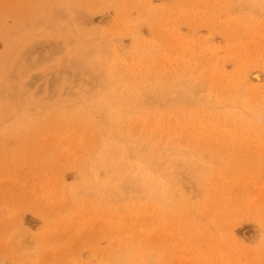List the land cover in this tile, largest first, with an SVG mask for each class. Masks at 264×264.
<instances>
[{
  "label": "rangeland",
  "instance_id": "374dc122",
  "mask_svg": "<svg viewBox=\"0 0 264 264\" xmlns=\"http://www.w3.org/2000/svg\"><path fill=\"white\" fill-rule=\"evenodd\" d=\"M94 1L77 0L68 20L123 53L111 89L100 70L67 62L68 0H0V264H264L258 0H97V12ZM180 81L203 89L201 104L156 102ZM97 103L115 111V127L134 111L126 136L141 159L120 162H146L154 184H168L167 203L127 200L125 174L99 167L111 141Z\"/></svg>",
  "mask_w": 264,
  "mask_h": 264
},
{
  "label": "bare ground",
  "instance_id": "6f19581e",
  "mask_svg": "<svg viewBox=\"0 0 264 264\" xmlns=\"http://www.w3.org/2000/svg\"><path fill=\"white\" fill-rule=\"evenodd\" d=\"M76 1L77 0H68V3H61L60 6L62 7V9L59 12V15H61V17L58 16V18L60 17V22L61 20L62 23L64 20L68 21V27L70 28V31L65 37L64 42V51L69 52L70 54L72 53V55H69L67 62L76 66V68L84 69L87 66H91L95 70H100L102 80L104 81L106 87L108 89H111L113 85H115V83L120 79V77L123 76V67L121 64H119L120 60L124 57L123 53L118 48L116 51H112V45L110 41L111 39L110 35L108 34H105L104 37L101 38L102 43H104L103 46H99L98 44L94 43L96 41L95 37H87L83 35L81 36L80 29L74 26V24H71L72 22L68 20L71 16L70 9L73 5H75ZM98 1L96 0L93 2L95 3L94 7H92L93 10H96L98 8ZM43 5L44 3H41L40 7H42ZM251 8L257 13L263 12L264 0H258V3L255 2ZM53 15L55 14L51 13L49 17L51 18L53 17ZM110 20L111 17L108 14H104L101 19V23L103 25H107ZM166 32L168 33V31ZM20 35L22 34L19 33V36ZM7 36L10 35L7 33ZM19 36L17 37L19 38ZM168 36L169 34H167V37ZM76 50L78 51L76 52ZM18 59H20V57ZM14 64L15 61L12 63V65ZM213 75L214 74H212V76ZM250 77L253 81H260L259 74H252ZM24 87L25 84L20 87L21 90L19 88L18 94H22L21 91ZM202 91L203 89H201L199 85H193L187 81H180L174 85L166 86L161 89L157 93L158 101L156 102L166 101L169 104H181L187 107H195L202 103ZM128 99V102L131 105H135V102H138L137 98L134 95L129 96ZM138 103L139 104L136 106V111L147 109L146 106L149 102L141 100ZM36 105L40 106L41 102H37ZM96 107L99 111V115L102 117V120L107 127L106 129L104 128L103 137L104 139H108L109 141H111V145H107L103 148L102 155L98 159L99 167L103 169L107 175L112 172L114 173L115 171L122 172L125 174L124 179L126 180V182L124 184H130L129 189H131V195H136L134 197L131 195L127 196V200L136 198L138 200H154L162 203H167L166 193L168 184L162 179L159 180L158 185L154 184V176L151 175L150 167L147 165L146 162L140 161L138 164L133 165H128L126 162H120L123 157H126L130 160L141 159L134 147L132 146V141L129 140L126 136L128 134L127 119L134 115V111L125 112L124 121L119 126L115 127L113 126L115 111H113L109 107V105L104 103H97ZM257 119L264 121V113ZM112 128H114V130L111 132L110 130H112ZM129 136L134 137L135 133H131L129 134ZM100 142L102 143L103 140H100ZM177 153L178 152L176 150L172 151V155H176ZM157 161L158 163H160V160ZM159 165L157 167H162L161 165ZM183 167H185L184 163H181L179 160L174 161L171 165V177L175 180V185L178 188L177 194H179V197H183L184 193L186 192L185 185L181 183V180H177V178L179 177V174L177 172L182 170ZM156 185L157 187H155ZM108 197L111 199L112 197H115V194L109 193ZM163 198H165V201Z\"/></svg>",
  "mask_w": 264,
  "mask_h": 264
}]
</instances>
